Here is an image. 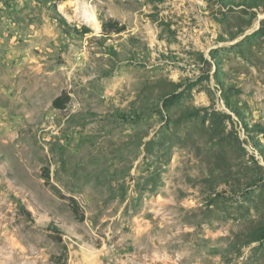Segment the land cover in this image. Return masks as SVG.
I'll list each match as a JSON object with an SVG mask.
<instances>
[{"label": "rangeland", "instance_id": "374dc122", "mask_svg": "<svg viewBox=\"0 0 264 264\" xmlns=\"http://www.w3.org/2000/svg\"><path fill=\"white\" fill-rule=\"evenodd\" d=\"M0 264H264V0H0Z\"/></svg>", "mask_w": 264, "mask_h": 264}, {"label": "trees", "instance_id": "16d2710c", "mask_svg": "<svg viewBox=\"0 0 264 264\" xmlns=\"http://www.w3.org/2000/svg\"><path fill=\"white\" fill-rule=\"evenodd\" d=\"M50 2H52L53 4L59 3V2H63L65 0H49ZM101 23H102V31H103V35H109L112 33H122L124 31H126L127 26L123 23H121L119 20L115 19V18H107V19H101ZM92 29L89 26H84L82 28V33L86 34L91 32ZM70 100L69 95H64L61 94L59 96H57L54 100H53V106L57 109H65L67 102ZM59 232V231H58ZM64 249L67 250V246H64Z\"/></svg>", "mask_w": 264, "mask_h": 264}, {"label": "bare ground", "instance_id": "6f19581e", "mask_svg": "<svg viewBox=\"0 0 264 264\" xmlns=\"http://www.w3.org/2000/svg\"><path fill=\"white\" fill-rule=\"evenodd\" d=\"M96 19V18H95Z\"/></svg>", "mask_w": 264, "mask_h": 264}]
</instances>
